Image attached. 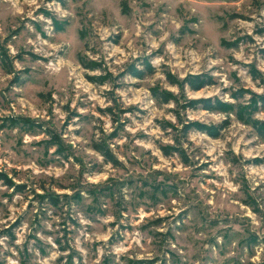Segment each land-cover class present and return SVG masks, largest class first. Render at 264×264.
Returning a JSON list of instances; mask_svg holds the SVG:
<instances>
[{
    "label": "rangeland",
    "instance_id": "obj_1",
    "mask_svg": "<svg viewBox=\"0 0 264 264\" xmlns=\"http://www.w3.org/2000/svg\"><path fill=\"white\" fill-rule=\"evenodd\" d=\"M198 100L264 124V0H0V264H264V136Z\"/></svg>",
    "mask_w": 264,
    "mask_h": 264
},
{
    "label": "trees",
    "instance_id": "obj_2",
    "mask_svg": "<svg viewBox=\"0 0 264 264\" xmlns=\"http://www.w3.org/2000/svg\"><path fill=\"white\" fill-rule=\"evenodd\" d=\"M184 82L188 85V87L191 90H194V91L201 89L204 85L207 84L206 81H202V78L199 75L187 76V78L184 80ZM194 102L195 103H197V102L202 103L204 109H206V110L219 111V112L225 113L226 115L234 114L236 117H238L239 121H241L243 124L250 125L252 128H254L256 130V132H258L259 135L264 136V124H261V123L255 121L251 118L255 108H251V111H247L249 109L248 107H240V106L235 107V106L230 105V104L222 103L219 100H214V102H211V100H198V101H194ZM226 124L227 123L224 122L223 125H220L218 127H214V126L207 127V126L199 125L196 123L194 125L196 126L197 129L204 131L209 136L217 137L218 136V130L221 127L225 126ZM260 124L262 126H260ZM97 149L104 157L111 159L107 150H103L100 148H97ZM51 201L54 203L53 200H51Z\"/></svg>",
    "mask_w": 264,
    "mask_h": 264
}]
</instances>
